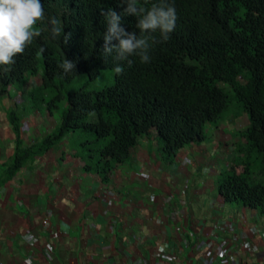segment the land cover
Here are the masks:
<instances>
[{"label":"trees","instance_id":"obj_1","mask_svg":"<svg viewBox=\"0 0 264 264\" xmlns=\"http://www.w3.org/2000/svg\"><path fill=\"white\" fill-rule=\"evenodd\" d=\"M41 2L45 30L22 55L15 57L10 72H0V97L10 85L22 86L31 76L38 75L39 84L28 90L26 98L36 90L51 91L54 100H65L66 105L59 114L57 130L28 146L18 142L22 117L17 110H10L17 145L0 178V187L29 160L77 128L95 135L93 143L106 141L96 148L99 154L95 166L103 172H110L115 164L125 160L140 138L152 130L164 154L173 157L185 145L205 140L207 125L218 122L233 100L240 104L249 121L240 134L247 145L237 146V152L242 154L237 165L243 167V172H223L218 192L227 203H241L264 214V0H169L176 9L174 31L166 41L161 39L159 30L152 33L155 39L151 42L149 62L141 63L139 57L133 56L129 58L133 61L131 67L127 62L116 61L114 54L106 59L102 55L106 32L102 13L109 9L121 15L120 26L126 32L139 34L135 27L137 18L123 14L125 5L120 0ZM141 2L150 8L157 0ZM49 17L61 21V38H51L47 31ZM69 32L71 37L64 44L63 34ZM64 58L75 62L74 73L65 75L59 67ZM117 64H122L124 70L120 75L115 73L109 87L64 90L77 74L94 78L102 70H114ZM219 83L227 85L230 93ZM253 151L260 154L259 172L253 168Z\"/></svg>","mask_w":264,"mask_h":264},{"label":"crops","instance_id":"obj_2","mask_svg":"<svg viewBox=\"0 0 264 264\" xmlns=\"http://www.w3.org/2000/svg\"><path fill=\"white\" fill-rule=\"evenodd\" d=\"M33 77L0 97V178L17 145L9 112L35 86ZM35 113L21 118L22 146L46 136L47 118ZM221 133L215 125L212 141L207 136L168 157L152 130L110 172L96 169L97 158L69 146L66 135L1 185L0 264H206L209 241L232 238L258 250H233L223 262L264 264V214L218 192L223 172H243L240 137ZM51 214L53 224L44 227ZM27 231L38 237L35 244L24 238ZM44 242L53 244L51 254Z\"/></svg>","mask_w":264,"mask_h":264},{"label":"clouds","instance_id":"obj_3","mask_svg":"<svg viewBox=\"0 0 264 264\" xmlns=\"http://www.w3.org/2000/svg\"><path fill=\"white\" fill-rule=\"evenodd\" d=\"M125 5L124 15L137 18L135 27L139 34L126 32L121 27V15L109 9L102 15L106 19V32L103 35L102 55L106 59L114 54L116 61L127 62L129 67L133 61L130 57H139L141 63L149 62V50L154 41L152 33L159 30L161 39L166 41L176 25V9L174 2L157 0L146 7L141 0H120ZM44 5L41 0H0V72L11 71L15 57L22 55L39 37L44 29ZM47 31L53 40L61 38L63 27L56 17L47 18ZM71 33L63 34V43L67 44ZM118 41L113 44L112 41ZM44 49L41 48V51ZM59 67L64 74L74 73L75 62L63 59ZM122 64H117L114 71L117 75L123 72Z\"/></svg>","mask_w":264,"mask_h":264},{"label":"rangeland","instance_id":"obj_4","mask_svg":"<svg viewBox=\"0 0 264 264\" xmlns=\"http://www.w3.org/2000/svg\"><path fill=\"white\" fill-rule=\"evenodd\" d=\"M39 64H40V67H42L41 62ZM114 75H115V72L113 69L102 70L101 73L98 74L94 78H90L86 73H80V74L73 76L65 84L64 90L67 92H72L80 87H83L86 90H101V89H104L105 87L111 86L114 83ZM30 82H32V84L34 83L35 84L34 87H36L40 82L39 76L37 75L35 78L33 77ZM211 82L216 84L215 81H211ZM12 85H11V88H12ZM219 86L220 88H223L225 92L230 93L229 87L227 85H224L223 83H219ZM35 89H38V88H34L32 90H35ZM1 100L2 98H0V103H1ZM53 101H56V100L53 99V93L51 91L45 92L42 90H36L34 91L33 95L28 96L27 98H24V100L22 101H17L13 107L17 109L21 117L24 114L33 115V113H35V110L40 111L43 118L45 117L47 118L45 120L46 131L44 133L42 131V135H46L48 132H54L57 130V126L59 124V114L60 112H62V110L64 109L66 105L65 100L56 101L55 103H53ZM46 111L49 113L48 115H46ZM37 115L38 117H40L39 114ZM91 118L92 116L90 115L88 119L91 120ZM248 123H249L248 117L243 112L240 104L232 100L228 108L222 114V117L218 120V122L207 125V136L212 141L213 140L212 134L214 132L215 125H218L220 127V130L222 131L221 133L222 136H239L240 140H238L239 141L238 146L240 145V146L246 147L247 141L244 138L243 140H241L240 134L243 130L246 129V127L248 126ZM28 124H29V121L26 122L25 126L27 127ZM41 130L42 129L40 128V131ZM68 135L69 137L67 140H68L69 146L74 145L75 147L79 148L80 152L82 153L84 152L85 154L87 153L88 155L92 154L97 159H98L97 155L99 153L98 151H96V148L106 143V141H103V142L100 141L99 143L91 142V140H94L95 135L90 134L86 131H83L79 128L75 129ZM152 136H156V135H152ZM214 136H219V135L214 133ZM88 142H91V143H88ZM90 150H93V151H90ZM252 157L255 158L254 160L255 165L253 168L255 172H259L260 165H261L260 164V154L253 151Z\"/></svg>","mask_w":264,"mask_h":264},{"label":"built area","instance_id":"obj_5","mask_svg":"<svg viewBox=\"0 0 264 264\" xmlns=\"http://www.w3.org/2000/svg\"><path fill=\"white\" fill-rule=\"evenodd\" d=\"M54 219L52 214L45 216L43 218L42 223L44 227H49L53 224ZM231 226H229V229ZM210 237V236H209ZM24 238L28 241L29 244H35V241L38 240V237L35 236L31 232H25L24 233ZM236 238H232L230 240H223V241H218L213 240L214 242H210L207 245L206 251H205V263L206 264H212V261L217 257L218 258V264H226L223 262V258L225 255H228L231 251L236 250V249H244L247 250L251 253V255L256 254V251L258 250L257 247L251 246L250 244L247 243H239L236 241ZM40 243V242H39ZM216 244V245H215ZM42 246L47 254H51L53 252V244L50 242H44L42 243ZM159 256H161V252H158ZM162 257V256H161ZM171 261L176 259L174 255L170 256Z\"/></svg>","mask_w":264,"mask_h":264}]
</instances>
